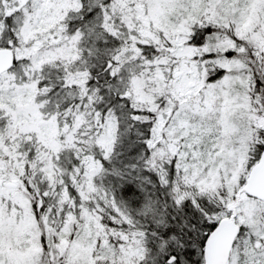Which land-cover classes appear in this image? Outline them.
I'll return each instance as SVG.
<instances>
[{"label": "snow or ice", "instance_id": "snow-or-ice-1", "mask_svg": "<svg viewBox=\"0 0 264 264\" xmlns=\"http://www.w3.org/2000/svg\"><path fill=\"white\" fill-rule=\"evenodd\" d=\"M0 264H264V0H0Z\"/></svg>", "mask_w": 264, "mask_h": 264}]
</instances>
